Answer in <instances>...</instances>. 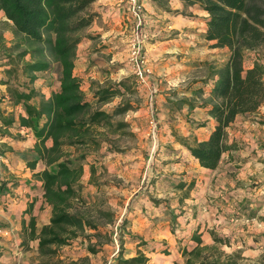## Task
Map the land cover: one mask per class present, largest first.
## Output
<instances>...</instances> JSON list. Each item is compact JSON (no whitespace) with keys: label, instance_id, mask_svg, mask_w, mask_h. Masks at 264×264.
<instances>
[{"label":"rangeland","instance_id":"obj_1","mask_svg":"<svg viewBox=\"0 0 264 264\" xmlns=\"http://www.w3.org/2000/svg\"><path fill=\"white\" fill-rule=\"evenodd\" d=\"M126 1L118 0L111 4V0H104V3L101 0L92 5V9L97 10L99 16L81 32L82 40L77 48L73 72L82 81V89L89 97L93 96L95 89L125 81L126 85L121 86L122 94L99 106L111 114L115 108L126 102L130 103V108L111 117L114 126L99 128L103 132L98 135L99 145L64 147L69 158L82 154L86 156L81 161L84 174L80 184L83 188L80 198L73 200V210H78L100 225L104 234L98 236L95 230L87 229L85 233L80 232L79 237L68 245H52L55 253L43 254L40 251L36 262L32 260L29 264H65L85 258H88L87 264H116L120 248L117 232L123 222L126 232L131 234L134 232L137 235L138 230L156 232V229L162 228L178 236L180 231L187 229V220L196 214L193 201L199 197L193 194L195 182L186 173L171 171V165L177 161L175 154L187 152L186 144L195 142L193 135H185L184 132V123H190L189 118L193 119L189 117L191 112L186 105L174 107V103L182 98L193 100L197 96L194 91L198 85L187 91L184 88L190 84L188 75L200 72L201 69L190 65L189 61L186 64L180 63L183 56L174 58L171 53L159 58L152 56L160 38L166 35L174 38L177 35L172 29L175 22L187 20L199 26L203 24L205 13L197 8L189 11L187 8L178 7L170 0H160L161 5L154 0H143L145 21L149 23H144L139 34L150 72L146 80L141 81L130 63L131 41L136 32L134 18L126 8ZM118 6L121 12L113 15L110 8ZM0 38L1 47H11L18 40L14 25L2 16ZM260 52L264 55V47ZM26 59L30 60V56ZM52 64L53 71L38 73L40 79L32 85L40 90L37 100L41 96L52 94L60 86L59 63ZM187 68H191V71L187 72ZM179 70L181 73L178 74ZM0 72H3L0 76L7 78L3 69ZM18 80L23 82L26 78L21 75ZM0 96L7 100L2 103L3 108L13 112L17 119L23 109L21 106L17 109L8 102L7 85L0 84ZM201 114L202 111L199 115ZM118 122H123L124 125L120 127ZM6 133L21 135L16 129H6ZM6 144L0 142V160L3 152L7 150ZM51 144L52 141L47 143L48 146ZM185 157L188 164L187 159L190 156ZM247 187L249 189L252 186ZM10 197L17 198L14 195ZM203 198L200 199L203 206L212 204L210 199L213 203L222 200L220 196H211L205 197L204 202ZM147 219L151 222L160 219V227L156 224L152 229L149 228ZM206 229L212 235H219L215 228ZM191 235L189 233L188 236ZM221 239L222 242L213 240L214 243L208 245L213 248L204 254L210 259L219 257L222 262L234 264H264V254L259 261H253L243 250L233 249L229 237ZM146 242L152 251L169 254L166 237L161 240L148 238ZM91 245L101 246V249L96 253L90 252L87 248ZM164 255L160 257L165 259ZM183 257L186 261V257ZM124 258L131 257L126 253ZM146 264L164 262L156 260L153 263L148 260Z\"/></svg>","mask_w":264,"mask_h":264},{"label":"trees","instance_id":"obj_2","mask_svg":"<svg viewBox=\"0 0 264 264\" xmlns=\"http://www.w3.org/2000/svg\"><path fill=\"white\" fill-rule=\"evenodd\" d=\"M96 1L0 0V11L13 22L18 36L11 47L0 46V68L7 74V78L0 76V84L7 85L8 102L21 106L24 111L16 119L13 112L3 108L2 103L7 100L0 96V124L6 129H31L37 142L31 153L22 156L30 168L35 169L40 161L46 164L44 170L35 174L42 180L44 197L52 206L50 224L40 231L39 248L43 254L55 253L52 245H68L87 229L95 230L98 236L104 234L100 225L73 210V200L80 198L83 188L81 161L86 156L69 158L64 149L65 146L99 145L98 135L103 133L99 128L114 126L111 117L130 108V103L126 102L111 114L99 106L122 94L121 86L126 85L125 81L95 89L89 97L73 72L81 32L99 16V12L92 9ZM154 1L161 5L160 0ZM180 1L186 8H197L208 14L203 18L206 23L203 37L212 41L214 47L226 49L227 53L221 66H210L206 77L193 80L184 88L187 91L200 83L195 94L203 97L208 93L207 98L201 101L182 98L174 103V107H208L215 122L209 136L186 146L202 167L214 170L223 154L235 148L227 142V128L239 115L255 113L264 105V55L260 52L264 47V0ZM28 55L30 60L26 59ZM52 62L59 63V89L37 100L40 90L32 85L40 79L38 73L53 71ZM247 62L253 65L249 67ZM21 75L26 78L23 82L17 81ZM117 125L121 127L124 123ZM49 141H52L51 146L47 145ZM7 184L8 181L0 180V192L5 195L10 194ZM249 215L254 217L255 212ZM124 225L125 222L117 232L120 248L116 264H146L149 260L146 256L124 258L127 238L138 246L146 244L141 237L126 232ZM192 239L197 245L183 250L186 264H234L206 256L204 253L213 246L203 245L198 232ZM215 241L219 243L222 239L215 237ZM87 249L96 253L101 246L91 245ZM87 259L65 264H87Z\"/></svg>","mask_w":264,"mask_h":264},{"label":"crops","instance_id":"obj_3","mask_svg":"<svg viewBox=\"0 0 264 264\" xmlns=\"http://www.w3.org/2000/svg\"><path fill=\"white\" fill-rule=\"evenodd\" d=\"M102 1L104 3V0ZM170 1L178 7L186 8L180 0ZM117 2L118 0H111V4ZM187 9L190 11L194 8ZM110 10L113 15L121 12L120 6L111 7ZM202 12L205 13L203 18L208 16L206 12ZM0 16L6 18L1 11ZM147 22L149 23L145 21ZM174 24L172 29L177 35L174 38H169L170 35L160 38L152 57L159 58L167 53H171L174 58L183 56L180 63L186 64L189 61L190 65L201 69L200 72L188 75L187 80L190 82L206 77L210 66L219 67L225 62L226 49L214 47L212 41L203 37L206 32L205 21L199 26L187 20H178ZM262 62L264 64V59ZM252 65L247 62V66ZM187 69V72L191 71V68ZM2 73L0 72V75ZM177 73H181L180 70ZM195 85L199 86L200 83H195L193 86ZM198 86H195V89ZM58 89L59 87L54 91ZM208 96L209 94L206 93L203 99ZM201 100L197 96L193 99V101ZM186 107L191 112L189 117H193V119L189 118V121L194 123H184L185 135H193L195 141L207 139L215 125L208 113V107L190 108L188 105ZM16 108L20 107L16 106ZM21 111L24 113L23 110ZM196 122H202L203 125H198ZM16 131L21 135L0 134V142L7 143L5 145L7 150L3 152L0 160V180L8 181L7 186L10 190L8 195L0 192V225L3 226L0 227V264H29L32 260L36 262L40 255L41 228L50 224L52 217V206L44 197L43 182L35 176L46 168V164L40 161L33 169L22 156L24 153L32 152L37 139L31 129L21 128ZM3 132L6 133V128L0 124V133ZM227 142L233 144L235 148L223 154L219 166L214 170L202 167L189 150L175 154L177 163L173 162L171 171L186 173L190 180L195 182L193 194L199 197L193 201L196 214L187 220V229L180 231L178 236L162 228L156 229V232L138 230L137 235L133 232V235L141 237L145 242L148 238L155 237V240H161L166 237L169 244L168 255L152 251L146 244L138 246L127 238L124 247L129 257L144 253L149 258V262L160 260L164 264H186L183 250L185 248L191 250L197 245L192 236L198 232L203 245L213 244L215 237H229L233 249L243 250L253 261L260 260V256L264 254V105L255 113L239 115L227 128ZM186 155L190 156L187 159L188 164ZM247 186L252 187L248 189ZM11 195L17 198L13 199ZM211 196H220L222 200L213 203L210 199L212 204L203 206V201L201 202L200 199L204 197L205 202V197ZM249 210L255 212L254 217H250ZM152 221L147 219L149 228L152 229L156 224L160 227V219ZM211 227L219 233L218 236L207 231L206 228ZM189 233L192 235L188 236ZM162 255L165 259L160 257Z\"/></svg>","mask_w":264,"mask_h":264},{"label":"built area","instance_id":"obj_4","mask_svg":"<svg viewBox=\"0 0 264 264\" xmlns=\"http://www.w3.org/2000/svg\"><path fill=\"white\" fill-rule=\"evenodd\" d=\"M126 8L132 15L135 22V36L131 41L130 63L133 66L134 72L141 81H145L150 67L143 53V43L140 36L142 27L145 23V5L143 0H127Z\"/></svg>","mask_w":264,"mask_h":264}]
</instances>
